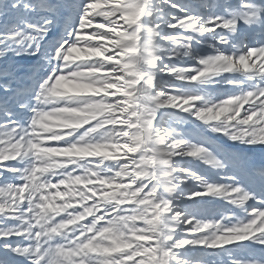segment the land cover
<instances>
[{"label":"snow or ice","instance_id":"snow-or-ice-1","mask_svg":"<svg viewBox=\"0 0 264 264\" xmlns=\"http://www.w3.org/2000/svg\"><path fill=\"white\" fill-rule=\"evenodd\" d=\"M0 20V264H264V0Z\"/></svg>","mask_w":264,"mask_h":264},{"label":"trees","instance_id":"trees-1","mask_svg":"<svg viewBox=\"0 0 264 264\" xmlns=\"http://www.w3.org/2000/svg\"><path fill=\"white\" fill-rule=\"evenodd\" d=\"M216 208H218V206L216 205V204H211V203H209V204H207V205H205V213H209L208 211H206V210H216ZM214 211H212V214H214ZM203 255V257L205 258V259H208V260H211V261H215V259H216V257L218 256V258L220 257L219 255H213L211 252H208V253H203L202 254Z\"/></svg>","mask_w":264,"mask_h":264},{"label":"rangeland","instance_id":"rangeland-1","mask_svg":"<svg viewBox=\"0 0 264 264\" xmlns=\"http://www.w3.org/2000/svg\"><path fill=\"white\" fill-rule=\"evenodd\" d=\"M183 3H189L192 5H199V4H207V3H214L215 0H181ZM0 23H2V20H0ZM259 161V159H257Z\"/></svg>","mask_w":264,"mask_h":264}]
</instances>
